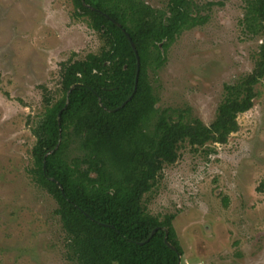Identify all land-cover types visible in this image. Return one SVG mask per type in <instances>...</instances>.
<instances>
[{
    "label": "rangeland",
    "instance_id": "1",
    "mask_svg": "<svg viewBox=\"0 0 264 264\" xmlns=\"http://www.w3.org/2000/svg\"><path fill=\"white\" fill-rule=\"evenodd\" d=\"M191 1L206 21L180 34L153 84L161 109L210 124L225 85L253 70L264 35L244 32L245 0ZM74 9L72 0H0V264H71L57 203L28 168L41 85L56 89L63 61L101 46ZM256 91L226 143H184L144 197L151 213L175 215L181 264H264V78Z\"/></svg>",
    "mask_w": 264,
    "mask_h": 264
},
{
    "label": "trees",
    "instance_id": "2",
    "mask_svg": "<svg viewBox=\"0 0 264 264\" xmlns=\"http://www.w3.org/2000/svg\"><path fill=\"white\" fill-rule=\"evenodd\" d=\"M72 2L73 17L98 32L101 46L63 61L56 89L41 85L28 173L57 203L71 264H179L175 215L151 213L144 197L184 143H226L238 131V116L252 108L264 78V37L253 70L225 85L206 124L189 110L161 109L153 84L180 34L206 21L191 0H169L167 10L145 0ZM242 26L251 37L264 35V0H245ZM127 34L140 59L135 92L138 59ZM166 230L176 250L165 242Z\"/></svg>",
    "mask_w": 264,
    "mask_h": 264
},
{
    "label": "water",
    "instance_id": "3",
    "mask_svg": "<svg viewBox=\"0 0 264 264\" xmlns=\"http://www.w3.org/2000/svg\"><path fill=\"white\" fill-rule=\"evenodd\" d=\"M83 1H84V0H83ZM127 35H128V37H129V39H130V41H131V43H132V46H133V48H134V50H135V52H136L137 59H138V71H137V75H136V83H135V89H134V92H135V91H136V87H137V82H138V76H139L140 59H139V55H138V52H137V50H136L135 44L132 42V39H131L130 35H129V34H127ZM133 94H134V93H133ZM133 94L128 98L127 101H125V102L122 104V106H124V105H125V104H126L131 98H132ZM60 120H61V116L59 115V122H60ZM58 184H59L60 188L63 189L62 184L59 183V182H58ZM158 229H159V228L157 227V228H155V229L152 231L150 238L155 234V232H156ZM150 238H149V239H150ZM149 239H148V240H149ZM165 242L167 243V245H168L169 247H171L172 249L176 250V246L173 245V244L168 240V231H167V230H166V235H165ZM179 258H181L180 255H179ZM179 264H181V260H179Z\"/></svg>",
    "mask_w": 264,
    "mask_h": 264
}]
</instances>
